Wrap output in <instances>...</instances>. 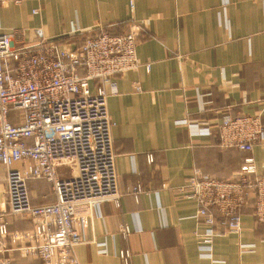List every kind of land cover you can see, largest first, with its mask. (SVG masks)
<instances>
[{
  "label": "crops",
  "instance_id": "crops-1",
  "mask_svg": "<svg viewBox=\"0 0 264 264\" xmlns=\"http://www.w3.org/2000/svg\"><path fill=\"white\" fill-rule=\"evenodd\" d=\"M132 20L143 28L136 44L143 65L114 76L117 93L107 98L122 197L92 211L75 247L80 264H264V221L254 215L253 197L240 230L214 237L212 262L199 255L194 234L207 225L181 188L194 168L232 178L248 156L264 174V138L244 151L220 146L216 132L226 112L258 114L264 124V0H0V31L15 30L16 42L58 39L74 49L85 36L125 31ZM182 118L210 132L193 134ZM137 183L143 191L134 198ZM28 187L33 204L54 201L46 183ZM4 200L0 166V211ZM7 220L10 230L32 224ZM5 255L41 264L19 251Z\"/></svg>",
  "mask_w": 264,
  "mask_h": 264
},
{
  "label": "built area",
  "instance_id": "built-area-1",
  "mask_svg": "<svg viewBox=\"0 0 264 264\" xmlns=\"http://www.w3.org/2000/svg\"><path fill=\"white\" fill-rule=\"evenodd\" d=\"M142 31L132 20L125 31L100 30L74 49L58 39L16 42L15 30L0 31V165L5 182L0 264H15L14 257L5 255L12 250L41 264H80L75 247L92 211L106 200L120 203L107 98L117 93L114 76L143 65L136 55ZM178 123L193 134L210 132L188 118ZM216 132L220 146L251 151L264 138V124L258 114L226 112ZM35 179L50 184L54 201L32 203L28 184ZM181 188L197 202L195 218L207 225L194 234L199 255L212 262L217 261L214 237L240 230L242 208L250 197L256 219L264 221V174L256 172L251 156L228 179L194 168ZM142 191L138 183L130 188L134 198ZM8 215L29 218L31 227L10 230Z\"/></svg>",
  "mask_w": 264,
  "mask_h": 264
},
{
  "label": "rangeland",
  "instance_id": "rangeland-1",
  "mask_svg": "<svg viewBox=\"0 0 264 264\" xmlns=\"http://www.w3.org/2000/svg\"><path fill=\"white\" fill-rule=\"evenodd\" d=\"M63 169H65L64 166L59 167L60 172H62ZM30 182H38V183L41 184V186H42V184H45L46 183L48 187L50 186V184L46 180H44V179H35V180H31ZM28 186H29V184H28Z\"/></svg>",
  "mask_w": 264,
  "mask_h": 264
}]
</instances>
